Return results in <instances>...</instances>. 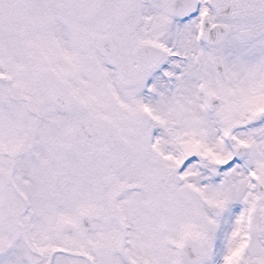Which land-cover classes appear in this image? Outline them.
Instances as JSON below:
<instances>
[{
  "label": "snow or ice",
  "instance_id": "1",
  "mask_svg": "<svg viewBox=\"0 0 264 264\" xmlns=\"http://www.w3.org/2000/svg\"><path fill=\"white\" fill-rule=\"evenodd\" d=\"M0 264H264V0H0Z\"/></svg>",
  "mask_w": 264,
  "mask_h": 264
}]
</instances>
